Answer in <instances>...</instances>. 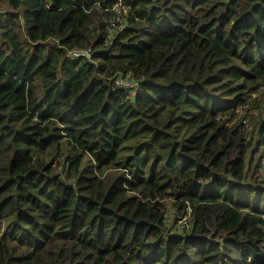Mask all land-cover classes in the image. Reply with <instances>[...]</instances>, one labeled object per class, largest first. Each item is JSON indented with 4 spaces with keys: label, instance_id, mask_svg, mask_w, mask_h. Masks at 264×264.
I'll list each match as a JSON object with an SVG mask.
<instances>
[{
    "label": "trees",
    "instance_id": "16d2710c",
    "mask_svg": "<svg viewBox=\"0 0 264 264\" xmlns=\"http://www.w3.org/2000/svg\"><path fill=\"white\" fill-rule=\"evenodd\" d=\"M118 4L0 0V264H264V0Z\"/></svg>",
    "mask_w": 264,
    "mask_h": 264
},
{
    "label": "rangeland",
    "instance_id": "374dc122",
    "mask_svg": "<svg viewBox=\"0 0 264 264\" xmlns=\"http://www.w3.org/2000/svg\"><path fill=\"white\" fill-rule=\"evenodd\" d=\"M122 1L123 0H119V4H121V6H117V8L120 9V10H123ZM117 12H120V11H117ZM113 22H114V24L112 25V27H115V23H116L115 20H113ZM123 22H124L123 20H120V23L121 24H123ZM120 86H122V85H120ZM257 98H258L257 99L258 100V104L255 106L256 110L251 109V106H250V109L252 110L250 114L253 115V116H257L258 115V112L260 111L259 110V106L260 107H263V105H264V95L263 94L257 95ZM240 115H244V112H240ZM248 125H250L249 122H248ZM251 127H252V130H253L257 126L255 124H253V125H251ZM63 151L65 152L64 155H67L68 154V151H67V148L66 147L63 148ZM261 154H264V147H263V150L261 151ZM261 154H258V156L261 155ZM263 160H264V156H263ZM253 166H255V163L253 164ZM248 177L252 181H256V180L257 181H261V180H264V164H263V162H262L261 169L259 170V173L258 174L249 173L248 174ZM179 225L181 226V228L182 227H185V225H186V219L180 221L179 222Z\"/></svg>",
    "mask_w": 264,
    "mask_h": 264
},
{
    "label": "built area",
    "instance_id": "2783aa9c",
    "mask_svg": "<svg viewBox=\"0 0 264 264\" xmlns=\"http://www.w3.org/2000/svg\"><path fill=\"white\" fill-rule=\"evenodd\" d=\"M117 6H121V4H118ZM116 10L118 11L117 7H116ZM90 52H84V55L88 56ZM123 86V85H122ZM124 87V86H123ZM263 164H264V160H263ZM172 215H174V212L171 211V212H168V217H172Z\"/></svg>",
    "mask_w": 264,
    "mask_h": 264
}]
</instances>
